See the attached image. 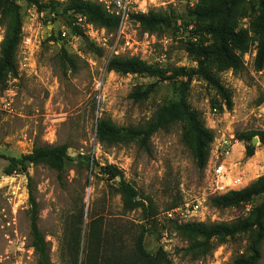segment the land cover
Here are the masks:
<instances>
[{
    "label": "rangeland",
    "instance_id": "obj_1",
    "mask_svg": "<svg viewBox=\"0 0 264 264\" xmlns=\"http://www.w3.org/2000/svg\"><path fill=\"white\" fill-rule=\"evenodd\" d=\"M36 1L37 5H30L13 0L22 22L21 40L15 53L16 76L10 75L3 89L0 85V264H36L29 238L28 190L37 202L38 228L47 243L51 264H68L60 241L68 219L79 210H83L85 224L92 217H100L104 225L120 226L118 220L135 226L146 225L149 231L144 237L145 249L151 254L161 250L164 254L161 264H228L244 256L250 240L248 234L221 243L213 240L209 247L202 248L177 233L176 226L186 223L155 219L166 210L197 200L201 209L195 219L200 221L191 222L230 224L245 218L251 207L260 202L255 199L235 208H213L209 200L225 192L213 190L212 161L204 170L197 169L191 150L181 141L182 124H173L153 134L148 141L149 153L134 142L106 147L95 139L98 121L108 120L120 128L140 130L159 107L178 100L186 78H170L179 68L188 72L197 69L196 58L188 55L185 47L188 40L194 41L191 34L194 25L188 19V12L196 9L201 0H194L192 7L188 0H138L136 3L137 8L147 13L171 14L177 19V25H181L179 30L175 25L150 34L143 33L129 18L127 28L137 44L125 50L117 46L118 55L114 57L138 58L148 67L159 70L158 76L107 72L106 58L117 31L109 33L102 28L99 29L104 31V45L94 46L100 54L85 46L81 58L66 47L68 59L64 58L59 46L48 40L64 26L70 13L64 15V3L53 9L47 6L39 9V5L49 3ZM243 10L246 18L239 21V28L249 31L251 43L242 56V69L233 72L214 64L211 71L222 90L194 76L186 92L190 111L198 113L204 126L213 133L209 156L217 144L215 139L223 136L235 139L241 155L227 161L232 167L235 165L234 170H240L242 185L236 191L264 175V147L259 142L253 147L247 141L237 140L238 136L264 131V68L259 72L254 69L258 40L249 25L252 14L245 6ZM187 23L190 24L186 26ZM4 34L3 20L0 44ZM164 38L167 42L161 44ZM202 41L208 45L209 36L205 35ZM8 89L13 93L9 98ZM149 90L143 101L136 102L129 97L134 92ZM225 95L229 96L230 107ZM214 108L216 115L211 112ZM62 145L73 161L60 175L44 165L4 175L9 165L6 158L19 159L39 146ZM248 146L255 153L244 174V164L250 160L246 158ZM76 156L84 158L83 163ZM258 164L263 168L257 177L254 172L259 170ZM106 166L121 172L123 180L144 203L145 213L136 210L123 214L120 197L114 191L119 179L112 182L102 175L100 170ZM260 256L256 264H264V240Z\"/></svg>",
    "mask_w": 264,
    "mask_h": 264
},
{
    "label": "trees",
    "instance_id": "obj_2",
    "mask_svg": "<svg viewBox=\"0 0 264 264\" xmlns=\"http://www.w3.org/2000/svg\"><path fill=\"white\" fill-rule=\"evenodd\" d=\"M23 1L30 5H37L36 0ZM201 3L196 9L188 12V19L194 25L191 30L194 41L188 40L185 47L186 53L196 58L197 69H191L188 72L184 68H179L173 71L170 78H186V82L179 90L178 100L159 107L150 121L140 130L120 128L108 120L98 121L95 139L99 145L114 147L134 142L140 149L149 153L148 141L153 134L180 123L183 125L182 143L191 150L197 169L204 170L208 161L210 144L213 141V133L204 126L198 113L190 111L186 101L188 85L196 76L222 90L211 67L215 64L233 72H239L242 69V56L247 53L251 43L249 31L239 28V21L246 18L244 6L252 14L249 25L251 32L258 40L254 69L259 72L264 68V0H206L205 4L204 0H201ZM60 4L50 2L48 5L38 7L39 9L47 7L53 9L59 7ZM63 7L64 15L67 12L70 13L64 23V27L71 30L70 34L81 33L77 27H72L75 16L84 17L88 23L109 33L115 32L118 27L119 19L107 13L103 6L97 3L71 0L64 3ZM130 18L140 26L143 33H160L163 28L175 25L176 30L181 29V25H177V19L171 14L150 11L147 14H132ZM3 20L5 21V34L0 44V85L2 89L10 75L16 76L15 53L21 40V16L13 0H0V23ZM205 35L210 38L208 45L202 43ZM48 41L60 42V52L64 58L68 59L66 52L68 50L64 42H61L55 34ZM85 46L98 54L101 53L92 44L85 42L83 49ZM106 70L121 75L158 76L160 73L159 70L148 67L138 58L112 57L107 63ZM149 92L150 90L138 91L130 94L129 97L136 102L143 101L148 97ZM224 97L227 106L230 107L229 96ZM254 137H257L260 146L264 147V131L238 136L237 140L251 143ZM254 153L255 149L248 146L246 158L253 157ZM76 159H80V163L84 161L81 156H76ZM6 160L9 165L4 170L5 176H11L16 172L23 173L28 167L38 165H44L60 175L68 163L73 161V158L68 156L67 148L62 145L35 147L28 155L19 159L6 158ZM100 171L102 175L108 177L109 181L114 182L117 178L119 179L114 191L120 197L123 214L136 210L146 212V207L138 199L137 192L123 180L117 168L106 166ZM255 199L260 202L251 207L245 218L230 224L191 222L176 226L175 229L186 241L202 248L209 247L213 240L221 243L227 239L248 234L250 240L246 254L228 264H256L260 260V245L264 240V175L241 190L214 196L209 202L213 208L229 209L249 204ZM28 205L29 238L36 256V264H51L47 243L38 228L37 202L30 190H28ZM150 215L152 217L154 214ZM116 222H119L120 226L104 225L102 218L92 217L89 223L85 224L83 210H79L75 216L69 218L64 236L60 241V248L64 251V258L68 264L162 263L164 254L161 250L151 254L145 249L144 237L149 231L146 225L135 226L132 222L121 220Z\"/></svg>",
    "mask_w": 264,
    "mask_h": 264
},
{
    "label": "built area",
    "instance_id": "obj_3",
    "mask_svg": "<svg viewBox=\"0 0 264 264\" xmlns=\"http://www.w3.org/2000/svg\"><path fill=\"white\" fill-rule=\"evenodd\" d=\"M43 3H66L71 0H40ZM81 2H93L102 5L107 13L116 16L119 19V24L117 27V36L115 43L112 48H109V56L106 58V65L108 61L118 55L117 46H120L122 50L131 49L136 46V42L133 41L131 34L128 31L127 23L130 21V15L132 14H146L145 9L136 7L138 0H77ZM144 2V1H143ZM189 6L192 7L194 0H188ZM75 21L72 23V27H77L81 33L70 34V29L61 27L55 36L59 38L61 42L65 43V47L78 57H83V46L87 42L93 46L100 48L103 47L102 44L105 41L104 31L96 28L94 25L88 23L84 17L75 16ZM104 35V36H103ZM102 37V38H100ZM167 39H162V43H166ZM52 45L59 46L61 48V43L51 41ZM7 97L13 96L12 90L8 89L6 91ZM9 94V95H8ZM213 115L217 114V110L214 108L211 110ZM233 136L222 137L217 141V144L210 153L208 163L213 162L211 165V172L213 175V190L215 193H227L230 191H236L235 189L242 185V179L239 175L240 170H234L235 165L232 167L229 165L228 161L235 146ZM258 171L262 169L261 165L258 164ZM234 172H237L235 175ZM248 185H245V187ZM244 187V188H245ZM243 189V188H242ZM241 190V189H240ZM224 194V193H223ZM218 195V194H217ZM201 204L199 201L195 200L193 202H184L183 204L176 206L172 209L166 210L159 216H156L157 221H172L177 223H189L191 221H200L197 218L200 212ZM202 223V222H201Z\"/></svg>",
    "mask_w": 264,
    "mask_h": 264
},
{
    "label": "crops",
    "instance_id": "obj_4",
    "mask_svg": "<svg viewBox=\"0 0 264 264\" xmlns=\"http://www.w3.org/2000/svg\"><path fill=\"white\" fill-rule=\"evenodd\" d=\"M236 147V149H234L235 150V152L233 151L232 152V154H231V158H232V160H233V158H234V156L235 155H237V154H239V155H241V152H240V150H239V148H237L238 146L235 144V146H234V148ZM252 161V159L250 158V160H248L247 161V163H245L244 165H245V169H244V174H246V170H247V168H246V166L248 165V164H250V162ZM262 167V166H261ZM263 168V167H262ZM248 171V170H247ZM254 175H256L257 177L258 176H260V172L258 171V170H256L255 172H254ZM256 177V178H257ZM250 178V177H249ZM251 180H254V179H252V178H250ZM248 182H250V180L248 181ZM247 184V183H246Z\"/></svg>",
    "mask_w": 264,
    "mask_h": 264
},
{
    "label": "water",
    "instance_id": "obj_5",
    "mask_svg": "<svg viewBox=\"0 0 264 264\" xmlns=\"http://www.w3.org/2000/svg\"><path fill=\"white\" fill-rule=\"evenodd\" d=\"M258 139L256 137L252 138L251 145L254 147L256 144H258Z\"/></svg>",
    "mask_w": 264,
    "mask_h": 264
}]
</instances>
